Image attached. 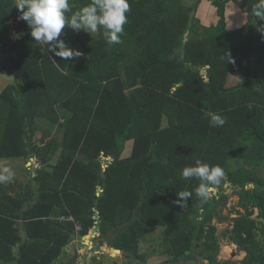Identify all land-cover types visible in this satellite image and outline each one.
<instances>
[{
    "label": "trees",
    "instance_id": "trees-1",
    "mask_svg": "<svg viewBox=\"0 0 264 264\" xmlns=\"http://www.w3.org/2000/svg\"><path fill=\"white\" fill-rule=\"evenodd\" d=\"M201 1L128 0L122 43L112 46L102 30L66 26L62 38L81 47L76 62L34 41L16 0H0V72L19 80L0 92V170L32 153L46 160L25 192L0 186V264H79L76 255L64 261L65 249L97 216L99 238L132 258H142L147 234L168 225L173 264L196 250L209 264H264V35L256 27L264 20L252 15L257 0H243L249 21L230 30L226 8L236 0H209L218 18L205 25ZM90 2L69 0V17ZM210 113L225 125L212 127ZM52 127L59 132L47 139ZM197 158L219 165L240 196L245 212L223 235L246 251L241 260L218 258L213 220L230 216L224 188L202 204L199 181L181 176ZM185 191L192 196L181 207Z\"/></svg>",
    "mask_w": 264,
    "mask_h": 264
},
{
    "label": "clouds",
    "instance_id": "clouds-1",
    "mask_svg": "<svg viewBox=\"0 0 264 264\" xmlns=\"http://www.w3.org/2000/svg\"><path fill=\"white\" fill-rule=\"evenodd\" d=\"M15 6L20 12L19 18L30 28L33 40L46 45L48 52L67 61L79 57L81 52L68 46L62 38L66 26L73 31L83 30L91 35L102 30L106 44L112 46L122 43L121 37L127 23L126 14L130 11L128 0H91L70 17L69 0H16ZM252 15L264 20V0H257L252 8ZM256 27L264 35V24ZM209 117L210 125L214 128L223 127L226 123V117L220 114L210 113ZM13 175L9 168L0 170V183L9 181ZM181 176L199 181L194 191L203 204L212 198L214 187L220 184L224 171L219 165H210L197 158L194 164L181 170ZM191 196L192 192H181L176 203L183 207Z\"/></svg>",
    "mask_w": 264,
    "mask_h": 264
},
{
    "label": "crops",
    "instance_id": "crops-1",
    "mask_svg": "<svg viewBox=\"0 0 264 264\" xmlns=\"http://www.w3.org/2000/svg\"><path fill=\"white\" fill-rule=\"evenodd\" d=\"M231 2L232 1L227 3V8H229L231 4L234 5L235 7H233L234 8L233 11H235L237 14H234L233 18L229 17V20L227 18V26H228V22L231 21L230 24L234 23L233 28H231V29L229 27L228 28L230 30H234V29H237V28L243 26L247 21H249V16L243 10V7H242L243 0H236V4L231 3ZM227 8H226V10H227ZM233 11H232V13H233ZM239 13L240 14L242 13L241 16H239ZM227 16H229V15H227ZM234 17H236V18H234ZM252 20H254V18ZM11 23L14 24L15 22L13 20H11L10 24ZM13 24H11V25L13 26ZM68 46H70V47L75 46L74 49H77V47H78L76 45H71L70 43L68 44ZM0 57H2L1 53H0ZM73 58L76 59L77 57H73ZM79 60H81V59L74 60V61L77 62ZM236 78H237V75L231 76L232 83H234L236 81ZM57 131H58V129H56L55 127L48 129L47 134H50V137H47V139L51 138L54 134H56ZM39 140H38V142H39ZM126 145L128 147L127 150H129V152L127 153L126 150H124V152H123L124 157L130 155V153H131L130 150H132L133 141L129 140L128 143H126ZM55 158H56V160H54ZM55 158H53V160L50 163H55L58 159V156ZM6 161L7 160H5V162ZM23 161L25 162V165L27 166V174L29 175V179H32L34 177V176H32V172H35V174H37V170L41 169L43 167V165L46 163L45 159L38 158L37 155L34 153L30 154V156L27 159H23ZM5 162H2L3 166H4ZM7 166L6 167L4 166V168H8ZM29 179L23 181L19 177L15 178L13 176L12 179H10L9 181L0 183V186H1V189L3 191L9 190L10 192H25L27 187L29 186V184H28ZM230 183L232 184L231 181H230ZM219 189H221V187H219ZM97 213H98V211H97ZM239 216H240V214H239ZM97 217H98V219L96 221V224L90 230L89 234H87L84 237L76 236L74 238V240H72L68 244V246L65 249L66 254H64V261L67 262V261L71 260L74 255H76L78 260H79V258L82 257V259H85V260L87 259L90 262V264H94L95 262L97 263L98 261L99 262L102 261L104 264H173L172 260H173L174 254L172 252L167 251V246H166V248L164 247L163 250H161L155 254H152L148 258L146 263L144 262V260L140 261V259L137 257L132 258L129 255L124 254L122 251H121V253L116 254L115 256H112L110 253L112 251V249H110V250L108 249V250H105V252H102L103 249L98 244V242L100 240L99 236L101 235V226H100L101 221L99 219V216H97ZM233 217H237V216H232V218ZM98 227H100V231L98 230ZM86 238H89L90 241L92 240L93 244L90 242V245L88 246L85 242ZM104 241L109 245V247H113L110 245V243L108 241H106V240H104ZM234 244H236L235 245L236 249L234 252L231 253L230 256H232V257L228 258V259H234L237 251L242 252V253L244 252V256L241 258V259H243L246 255V251H241L239 249L237 243L234 242ZM92 245H93V248L91 249ZM221 247H222V245H221ZM234 253H235V256L233 257ZM218 258H219V256H218ZM202 260H205L204 263H202ZM234 260H236V259H234ZM187 261L189 263H192V264H209V260L204 258V256H201L199 253L198 254L195 253L193 258L191 257V258H189V260H188V258L184 259V262L187 263ZM176 264H179V263H176Z\"/></svg>",
    "mask_w": 264,
    "mask_h": 264
},
{
    "label": "rangeland",
    "instance_id": "rangeland-1",
    "mask_svg": "<svg viewBox=\"0 0 264 264\" xmlns=\"http://www.w3.org/2000/svg\"><path fill=\"white\" fill-rule=\"evenodd\" d=\"M185 3L187 5H193L194 0H185ZM231 3L236 4V1H232ZM233 7H235V6L231 4L230 7L227 8V10H226V14L229 15V16L226 15L228 20H229V17L233 18L234 14H237L235 11H233L234 10ZM232 11H233V13H232ZM241 14L239 13V16H241ZM197 16L201 19L202 23L205 25L214 24L218 18L216 8L212 4V2L209 0H202L201 1L200 5L197 9ZM234 18H236V17H234ZM230 23H231V21L228 22V27L231 29V28H233L234 23L233 24H230ZM11 24H13V23H11ZM71 45H73V44H71ZM74 47L75 46H71V48H73V49H74ZM77 50H79L81 52V47L79 45L77 47ZM80 57H82V52H81V55L79 57H77L76 59L75 58H72V59L78 60V59H81ZM233 75L235 76L236 74H233ZM9 83H16L17 84V83H19V80L10 73L0 72V92ZM229 84H232L231 80L229 81ZM45 128L47 129V126H45ZM56 129L59 130L58 127ZM41 132H42L41 130H38V132L36 133V138H35L36 140H39L41 138V135H42ZM58 132L59 131H57L56 134ZM56 134H54V135H56ZM47 137H50V134H47ZM127 149H128V147L126 145L125 150L128 153L129 150H127ZM259 151H261V149ZM54 160H56V158ZM245 160L248 161L249 157L241 159L242 162ZM3 162H5V161H3ZM231 162H233V160ZM4 166L5 167L7 166L12 171V173L14 174L13 176L15 178L19 177L23 181L29 179V175L27 174V166L25 165L23 158L7 160L4 163ZM233 167H235V165H233ZM259 173L264 176V162L261 164V166L259 168ZM221 188H224L225 193L228 194V203L226 206L227 213L225 215H229L230 212H233V213H237L238 211L245 212V209L239 203V200H240L239 195L235 193L236 187L230 183V180L226 174H224V176L222 178V187ZM219 191H220L219 188L214 187L213 194L218 193ZM257 213H258V210L255 211L254 216H256ZM231 218H232L231 216H228L223 221H218L217 219L213 220V223H215L218 227V234L220 236V241H221V245H222V247L220 249V253H219L220 259H224L225 257H226L225 259L231 258L232 257V256H230L231 254L227 255L224 251V248L226 246H229V245H236V244H234V242H232L229 239V237L227 235H223V230H226V229L232 227L233 221L231 220ZM167 228H168V225L159 226L154 232L147 234L144 237V239L139 243L138 249H139V252H141V254H142V258H140V261L144 260V262L146 263L148 258L152 254H155V253L163 250L164 247L166 248V244L168 243V240L165 237L166 233H167ZM196 252H198V251L196 250ZM188 253H189V251L187 252V254ZM64 254H66V252ZM243 256H244V252L242 253V252L237 251L234 259L240 260ZM188 260H189V258H188ZM204 261L205 260H202V263H204ZM94 264H104V263L102 261H100V262L98 261L97 263L95 262ZM180 264H192V263H189L187 261V263L181 262Z\"/></svg>",
    "mask_w": 264,
    "mask_h": 264
},
{
    "label": "water",
    "instance_id": "water-1",
    "mask_svg": "<svg viewBox=\"0 0 264 264\" xmlns=\"http://www.w3.org/2000/svg\"><path fill=\"white\" fill-rule=\"evenodd\" d=\"M104 158H106V159H108V160H111V157L109 156V157H104ZM106 167V165H104V168ZM36 174H35V172H32V176H35ZM31 177V176H30ZM32 178V177H31ZM216 187H220V185H216ZM232 216H239V214H236V213H233L232 214ZM98 230L100 231V227H98ZM85 242H86V244L89 246L90 245V242L93 244V241L91 240H89V238H86L85 239ZM98 244H99V246L100 247H102V249H103V251L102 252H105V250H110V249H112V251L110 252L111 253V255L112 256H115L116 254H119V253H121V249H119V248H116V247H109V245L103 240V239H101L100 238V240H99V242H98ZM93 248V245L91 246V249ZM189 251V250H188ZM187 251V252H188ZM235 256V253H234V255H233V257Z\"/></svg>",
    "mask_w": 264,
    "mask_h": 264
},
{
    "label": "built area",
    "instance_id": "built-area-1",
    "mask_svg": "<svg viewBox=\"0 0 264 264\" xmlns=\"http://www.w3.org/2000/svg\"><path fill=\"white\" fill-rule=\"evenodd\" d=\"M61 219H68V220L75 221L77 232H79L82 229V224L79 221H76L75 218L73 216H71V215H69V216L62 215ZM88 263H89V261L87 259L86 260L82 259V257L79 258V264H88Z\"/></svg>",
    "mask_w": 264,
    "mask_h": 264
},
{
    "label": "bare ground",
    "instance_id": "bare-ground-1",
    "mask_svg": "<svg viewBox=\"0 0 264 264\" xmlns=\"http://www.w3.org/2000/svg\"><path fill=\"white\" fill-rule=\"evenodd\" d=\"M236 249L235 245H229V246H226L224 248V251L227 255L231 254L232 252H234Z\"/></svg>",
    "mask_w": 264,
    "mask_h": 264
},
{
    "label": "flooded vegetation",
    "instance_id": "flooded-vegetation-1",
    "mask_svg": "<svg viewBox=\"0 0 264 264\" xmlns=\"http://www.w3.org/2000/svg\"><path fill=\"white\" fill-rule=\"evenodd\" d=\"M219 185H220V187H221V185H222V180H221V182H220ZM218 193H221V192H218ZM218 193H217V194H218ZM224 213H225V214L227 213V208L224 209ZM232 214H233V212H230V213H229V215H230L231 217H232ZM236 214H238V213H236ZM197 245H199V243H197ZM195 253L198 254V252H196V251H195ZM218 256H219V254H218Z\"/></svg>",
    "mask_w": 264,
    "mask_h": 264
}]
</instances>
